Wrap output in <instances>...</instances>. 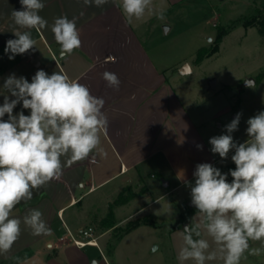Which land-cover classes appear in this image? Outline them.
Masks as SVG:
<instances>
[{
    "label": "crops",
    "instance_id": "1",
    "mask_svg": "<svg viewBox=\"0 0 264 264\" xmlns=\"http://www.w3.org/2000/svg\"><path fill=\"white\" fill-rule=\"evenodd\" d=\"M42 2L45 7L39 14L47 27L40 32L19 29L30 31L36 45L10 60L11 54L4 49L9 39L16 38L13 30L17 28L11 13L22 6L20 0H0V105L4 95L14 99L2 90L10 75L31 82L37 70L49 75L64 72L87 86L92 95L103 98L108 127L101 137L103 153L94 152L71 164L63 158L62 176L33 190L30 201L15 207L12 216L21 220L32 209L41 211L51 234L33 236L21 223L19 239L7 255H0V264H110L100 244L103 234L97 236L98 244L78 246L73 241V237L80 239L77 236L82 228L92 226L88 225L90 212L97 205L87 203L89 196L101 190L105 193L109 184L116 187L138 178L145 180L143 173L152 171L167 179L169 185L164 187L173 192L185 185V180L194 179L197 164L213 165L221 158L211 152L179 97L172 82L175 75L165 73L166 67L154 59L138 27L127 22L121 0H109L101 7L86 6L83 0ZM62 16L76 18L82 41L81 47L65 58L60 56V45L51 31L55 19ZM105 71L118 76V90L107 85L102 75ZM21 111L30 114L22 103L14 114ZM3 119L7 120V114ZM95 248L103 261L96 258Z\"/></svg>",
    "mask_w": 264,
    "mask_h": 264
},
{
    "label": "clouds",
    "instance_id": "2",
    "mask_svg": "<svg viewBox=\"0 0 264 264\" xmlns=\"http://www.w3.org/2000/svg\"><path fill=\"white\" fill-rule=\"evenodd\" d=\"M109 0H83L84 5L101 7ZM22 10H13L15 39H9L4 49L9 59L23 55L36 45L30 31L40 32L47 21L39 14L45 7L42 0H20ZM127 22L142 20L146 13L164 19L162 11L153 8V0H121ZM83 15V13H81ZM51 31L60 45V56H70L81 47L76 18H56ZM107 85L118 90L120 80L115 73L105 71ZM4 95L0 105V255H7L21 235V223L31 229L33 236L50 235L51 229L42 212L32 209L23 220L12 216L22 201L33 198V190L59 179L66 163L83 161L94 152L103 153L101 137L108 127L107 115L102 111L105 101L91 94L89 88L64 72L37 70L31 82L15 74L2 86ZM30 110L14 114V109ZM7 114V120L3 119ZM241 113L225 126L227 134L210 138L211 152L231 160L235 169L232 177L210 163L195 167L194 185L190 187L191 203L197 209V223L184 226L183 245L177 259L180 264H194L220 260L222 264H241L246 255L264 253V111L247 120L248 139L234 141ZM202 149V145H197ZM181 179H184L183 174ZM211 238H204V235ZM259 242L260 247H251Z\"/></svg>",
    "mask_w": 264,
    "mask_h": 264
},
{
    "label": "rangeland",
    "instance_id": "3",
    "mask_svg": "<svg viewBox=\"0 0 264 264\" xmlns=\"http://www.w3.org/2000/svg\"><path fill=\"white\" fill-rule=\"evenodd\" d=\"M263 4L264 0H153V8L162 11L164 19L146 13L142 20H132L154 59L166 67L168 76L175 75L172 82L178 95L210 149V138L227 134L225 126L237 113H241L240 123L232 136L237 143L246 141L247 120L264 111V34L258 24H245V16L256 14ZM165 25L170 28L165 30ZM185 63L191 70L182 73ZM233 154L234 150L227 159L213 164L228 174V182L232 180ZM154 172L143 173L145 180L138 178L116 187L109 184L105 193L101 190L87 199L97 205L90 212L88 225L96 236L103 234L100 244L110 264H180L181 233L186 223L198 222L197 209L193 207L180 227L173 229L183 204L190 200V187L185 184L168 192ZM194 181L190 182L194 185ZM121 192L122 200L136 196L121 203ZM106 218L114 220V225L103 224ZM77 237L84 238L81 234ZM204 238L211 242L206 234ZM250 246L261 245L250 242ZM95 249L96 258L102 260ZM241 264H264V253L246 255Z\"/></svg>",
    "mask_w": 264,
    "mask_h": 264
},
{
    "label": "trees",
    "instance_id": "4",
    "mask_svg": "<svg viewBox=\"0 0 264 264\" xmlns=\"http://www.w3.org/2000/svg\"><path fill=\"white\" fill-rule=\"evenodd\" d=\"M245 18L248 20H246L247 22L245 24H250V23H256L259 25V30H260V33L263 35L264 34V4L262 5V7L258 8L257 9V13L252 15V16H245ZM232 170L235 169V164H233L231 166ZM154 175H157V176H160L159 173H154ZM231 182V181H229ZM127 188H131V186H127ZM123 192H121L119 194V196L121 197V199L119 198V200L123 201L121 203H124L126 202L128 199L132 198L133 196H136V194H132L131 196L127 197L125 200H122V195ZM118 200V201H119ZM193 207L189 206L188 203H184L182 208H181V212H180V216H179V219H178V222L173 225V229H178L180 227V223L184 222L188 216H189V213H190V210L192 209ZM113 215V213L111 212V216ZM103 224H107L108 227L110 226H113L114 225V220H111V221H107V218L105 220H103ZM128 230H130V227L128 228Z\"/></svg>",
    "mask_w": 264,
    "mask_h": 264
},
{
    "label": "built area",
    "instance_id": "5",
    "mask_svg": "<svg viewBox=\"0 0 264 264\" xmlns=\"http://www.w3.org/2000/svg\"><path fill=\"white\" fill-rule=\"evenodd\" d=\"M81 234L85 239H77L73 237V241L78 246H84L88 243H96L97 242V236L94 234V228L92 226H89L87 228H82L80 230Z\"/></svg>",
    "mask_w": 264,
    "mask_h": 264
},
{
    "label": "water",
    "instance_id": "6",
    "mask_svg": "<svg viewBox=\"0 0 264 264\" xmlns=\"http://www.w3.org/2000/svg\"><path fill=\"white\" fill-rule=\"evenodd\" d=\"M170 27L169 25H165V30H168ZM191 69L189 68V65L188 63H185L183 66H182V69L180 70L182 73H187L188 71H190ZM212 85H215L216 83V80L215 79H212ZM162 182H163V185L164 186H168L169 185V181L167 179H164L162 178ZM189 206L191 207H195L194 205H192L191 203V199L187 202ZM188 225V223L185 224V226ZM95 262V261H94Z\"/></svg>",
    "mask_w": 264,
    "mask_h": 264
}]
</instances>
